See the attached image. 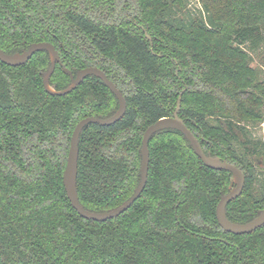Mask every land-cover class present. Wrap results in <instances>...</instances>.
Segmentation results:
<instances>
[{"label":"trees","instance_id":"1","mask_svg":"<svg viewBox=\"0 0 264 264\" xmlns=\"http://www.w3.org/2000/svg\"><path fill=\"white\" fill-rule=\"evenodd\" d=\"M200 3L194 13L185 0H0L4 52L49 41L62 62L55 89L70 83L63 67L97 66L126 99L121 119L80 133L86 209L110 210L134 193L143 132L172 115L184 87L179 117L206 153L246 175L227 216L247 222L264 208V142L245 124L263 118L264 78L251 63L264 44V0ZM49 66L46 50L19 66L0 61V264H264V224L242 234L220 227L215 207L231 174L203 164L176 129L149 139L147 180L129 208L105 221L82 217L62 183L70 137L82 118L109 117L118 101L94 75L48 93Z\"/></svg>","mask_w":264,"mask_h":264},{"label":"water","instance_id":"2","mask_svg":"<svg viewBox=\"0 0 264 264\" xmlns=\"http://www.w3.org/2000/svg\"><path fill=\"white\" fill-rule=\"evenodd\" d=\"M40 50H46L50 60L49 69L43 76V86L45 91L52 95H64L74 90L87 75H94L101 79V81L109 88V90L115 95L118 101V107L116 111L109 117L101 118L97 116H88L81 119L73 128L69 147L67 151L66 163L63 172L62 183L72 207L84 218L93 219L98 221H105L113 218L124 212L141 194L148 173L149 166V148L148 142L150 137L157 131L163 129H176L180 131L184 137L188 140L194 153L207 167L216 170H226L231 173V181L228 187V192L223 194L215 207V215L220 227L234 234H242L255 230L264 224V208L260 209L258 214L247 222H235L229 219L226 214L227 204L234 198L238 197L244 187L245 174L235 164L222 159L218 155H211L203 150V147L197 138V136L189 129L184 120L179 117L180 100L184 90L180 92L175 109L172 115L164 116L150 124L143 132L141 139V165H140V180L134 191V193L120 206L106 210V211H91L82 206L78 196L77 190V173H78V154H79V137L84 126L90 123L99 124L101 126H108L119 119H121L126 111V99L112 82V80L106 75V73L96 67L88 66L77 71L76 75H73L67 68L64 71L70 76V84L62 89H55L50 84V77L55 69L56 63H60L58 51L55 46L49 41L32 42L27 49L14 53H6L0 48V61L10 66H19L27 62L32 55Z\"/></svg>","mask_w":264,"mask_h":264},{"label":"rangeland","instance_id":"3","mask_svg":"<svg viewBox=\"0 0 264 264\" xmlns=\"http://www.w3.org/2000/svg\"><path fill=\"white\" fill-rule=\"evenodd\" d=\"M188 9L194 13H196L198 10H202L200 0H185V5L183 7V10H188ZM146 36L150 38L149 35L146 34ZM252 57H253V61L251 63L252 66L258 68V71L260 72V78H264V44H262L259 50L252 52ZM185 89L186 87H184L183 90ZM261 113L263 115L261 121H255L252 123L245 122V124L246 126H248L247 128L250 131L251 137L254 140H260L261 142H264V107L262 108ZM257 166L259 169L261 168V170L264 171V165L261 166V164L259 163Z\"/></svg>","mask_w":264,"mask_h":264},{"label":"flooded vegetation","instance_id":"4","mask_svg":"<svg viewBox=\"0 0 264 264\" xmlns=\"http://www.w3.org/2000/svg\"><path fill=\"white\" fill-rule=\"evenodd\" d=\"M52 44H53V43H52ZM53 45H54V44H53ZM55 48H56V47H55ZM56 50H57V49H56ZM58 54H59V53H58ZM59 58H60V55H59ZM60 61H61V59H60ZM57 63H58V62H57ZM57 63H56V64H57ZM59 64H60V63H59ZM61 64H62V62H61ZM61 64H60V65H61ZM55 67H56V66H55ZM87 67H88V66H87ZM96 67H97V66H96ZM64 68H66V67H63V71H64ZM84 68H85V67H84ZM98 68H99V67H98ZM81 69H82V68H81ZM100 69H101V68H100ZM54 70H55V69H54ZM68 70H69V69H68ZM79 70H80V69H79ZM69 71H70V70H69ZM77 71H78V70H77ZM53 72H54V71H53ZM64 72H65V71H64ZM70 72H71V71H70ZM65 73H66V72H65ZM71 73H72V72H71ZM76 73H77V72H76ZM76 73H75V74L72 73V74H73V75H76ZM66 74H67V73H66ZM106 75H107V74H106ZM87 76H88V75H87ZM69 78H70V76H69ZM83 80H84V79H83ZM112 82H113V81H112ZM81 83H82V82H81ZM81 83H80V84H81ZM113 83H114V82H113ZM69 84H70V83H69ZM69 84H68V85H69ZM114 84H115V83H114ZM68 85H67V86H68ZM67 86H66V87H67ZM116 87H117V86H116ZM87 117H88V116H87ZM97 117H98V116H97ZM84 118H85V117H84ZM101 118H102V117H101ZM82 119H83V118H82ZM150 138H151V137H150ZM197 138H198V137H197ZM148 143H149V142H148ZM231 163H232V162H231ZM233 164H234V163H233ZM230 174H231V173H230ZM244 174H245V173H244ZM245 176H246V175H245ZM230 181H231V178H230ZM229 184H230V182H229ZM228 187H229V185H228ZM259 211H260V210H259ZM261 226H262V225H261Z\"/></svg>","mask_w":264,"mask_h":264}]
</instances>
